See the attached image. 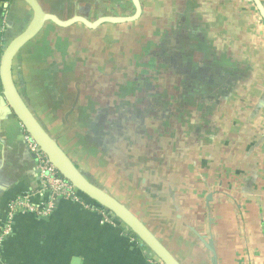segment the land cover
Here are the masks:
<instances>
[{"label": "crops", "instance_id": "0c3cea01", "mask_svg": "<svg viewBox=\"0 0 264 264\" xmlns=\"http://www.w3.org/2000/svg\"><path fill=\"white\" fill-rule=\"evenodd\" d=\"M38 1L60 19L132 14ZM140 4L127 23L46 22L15 56L13 82L80 171L183 264H264V20L251 0ZM31 17L24 0H0V55ZM2 100L0 81V230L10 201L38 186ZM149 258L66 198L45 217L16 214L0 246V264H158Z\"/></svg>", "mask_w": 264, "mask_h": 264}, {"label": "water", "instance_id": "95a60500", "mask_svg": "<svg viewBox=\"0 0 264 264\" xmlns=\"http://www.w3.org/2000/svg\"><path fill=\"white\" fill-rule=\"evenodd\" d=\"M24 1L30 7L32 17L21 32L3 45L0 55V81L4 95V100L1 103L7 102L24 130L37 142L61 176L71 182L82 194L114 215L131 233L136 235L141 245H144L150 254L154 255L162 264H183L135 212L80 171L64 149L38 121L31 108L22 99L12 79V63L15 56L20 48L40 31L45 22L51 21L62 27L79 22L88 28H95L103 23L132 22L141 15L140 0H131L133 12L130 15H103L92 21L82 15L60 19L55 14L46 11L38 0ZM251 1L264 20L262 1Z\"/></svg>", "mask_w": 264, "mask_h": 264}, {"label": "built area", "instance_id": "2783aa9c", "mask_svg": "<svg viewBox=\"0 0 264 264\" xmlns=\"http://www.w3.org/2000/svg\"><path fill=\"white\" fill-rule=\"evenodd\" d=\"M22 139L34 155L38 186L34 192L23 193L10 201L5 224L0 230V246L5 237L10 234L11 224L16 214L30 213L36 217L48 216L55 209L58 198L70 199L81 204L86 209L95 211L101 223L122 226V223L118 222V219L108 210L93 201L84 199L83 194L58 173L37 142L24 128ZM124 229L127 230L126 226H124ZM150 256V261L155 260L158 264H162L154 255L150 254Z\"/></svg>", "mask_w": 264, "mask_h": 264}, {"label": "rangeland", "instance_id": "374dc122", "mask_svg": "<svg viewBox=\"0 0 264 264\" xmlns=\"http://www.w3.org/2000/svg\"><path fill=\"white\" fill-rule=\"evenodd\" d=\"M128 3V4H127ZM95 3H93L94 5ZM104 5V9L110 13L129 14L132 13L133 7L129 4V0H99L97 7ZM97 16H95L96 18ZM149 21L148 19H145ZM127 23V22H126Z\"/></svg>", "mask_w": 264, "mask_h": 264}, {"label": "trees", "instance_id": "16d2710c", "mask_svg": "<svg viewBox=\"0 0 264 264\" xmlns=\"http://www.w3.org/2000/svg\"><path fill=\"white\" fill-rule=\"evenodd\" d=\"M83 198L84 199H87V200H90V201H93V200H91L90 198H88L87 196H85L84 194H83ZM94 202V201H93ZM96 203V202H95ZM118 222H120L119 220H118ZM121 223V222H120ZM122 229H124V224L122 223V226H120ZM127 231H129L130 233H131V231L130 230H128L127 229ZM132 234V236L133 237H135L136 239H137V237H136V235L135 234H133V233H131Z\"/></svg>", "mask_w": 264, "mask_h": 264}, {"label": "flooded vegetation", "instance_id": "af4514ba", "mask_svg": "<svg viewBox=\"0 0 264 264\" xmlns=\"http://www.w3.org/2000/svg\"><path fill=\"white\" fill-rule=\"evenodd\" d=\"M98 18V17H97ZM48 22V21H47ZM46 23V22H45Z\"/></svg>", "mask_w": 264, "mask_h": 264}]
</instances>
